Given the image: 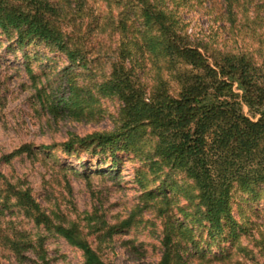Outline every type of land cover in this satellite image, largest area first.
I'll return each instance as SVG.
<instances>
[{
	"label": "rangeland",
	"instance_id": "obj_1",
	"mask_svg": "<svg viewBox=\"0 0 264 264\" xmlns=\"http://www.w3.org/2000/svg\"><path fill=\"white\" fill-rule=\"evenodd\" d=\"M51 1L65 2L72 8L75 5V0ZM128 2L85 0L86 6L75 18L67 16L61 22V28L68 26L70 48H79L82 39L79 57H86L87 69H80L78 63L73 64L43 41L28 38L19 43L13 31L0 29V264H83L80 251L35 222L24 199L26 194L50 219L74 222L106 263L158 264L164 230L169 229L182 242L177 254L184 262L177 264H264V185L250 189L234 186L229 217L222 221L221 229L215 233L205 223H189L195 228L190 240L179 225L186 218L200 217L196 194L192 195L193 182L150 159L154 147L151 136L141 134L130 141L121 137L109 146H99L87 138L113 130L118 117L120 102L97 99L95 86L109 74L118 45L131 42V35L138 34L131 19L135 11ZM166 2L177 9L194 39L232 48L249 46L248 40L240 37L234 43L228 24L221 18L222 0H203L202 5L195 0ZM118 3L131 16L127 18L131 22L127 37H121L108 23ZM243 4L264 6V0L240 2ZM257 15L250 17L255 19ZM259 16L264 18V13ZM240 21L244 24L243 19ZM136 53L134 63L138 60L145 66L143 71L142 66L136 69L137 73L148 70L141 82L149 89L158 74H167L166 66L162 57L143 60ZM64 68L71 69L75 76L67 74L61 83L55 75ZM66 80L76 89L94 88L93 112L78 120L49 121L42 102L60 85L65 90ZM170 86L176 95L177 85L172 82ZM242 112L254 121L258 119L246 107ZM66 143L71 146L64 148ZM147 193H151L148 198ZM137 208L141 210L135 215L140 223L125 229L117 226ZM101 215L109 226L98 231L102 225H96V220ZM109 227L111 236L99 238ZM8 238L17 243L18 251H10L12 241Z\"/></svg>",
	"mask_w": 264,
	"mask_h": 264
},
{
	"label": "trees",
	"instance_id": "obj_2",
	"mask_svg": "<svg viewBox=\"0 0 264 264\" xmlns=\"http://www.w3.org/2000/svg\"><path fill=\"white\" fill-rule=\"evenodd\" d=\"M128 1L126 4L135 11L132 18L118 3L108 23L121 37H127L131 23L127 18H131L138 34L131 35V42L122 41L118 45L117 61L113 60L109 74L95 86L97 99L113 98L120 102L118 117L113 130L87 138L99 146H109L121 137L130 141L141 134L151 136L154 147L150 159L172 172L185 174L193 182L192 195L196 194L200 217L186 218L179 225L182 234L191 240L194 225L202 223L217 233L222 221L229 217L232 188L264 185V18L259 16L264 13V6L240 5L247 0H222L221 18L228 24L234 43H238L237 37L249 43V46L232 48L215 41L194 39L177 9L165 0ZM195 3L202 5L203 0ZM85 6V0H75L74 8L51 0H0V29L13 31L19 43L28 38L43 41L73 64L78 63L80 69H87L86 57H79L82 39L79 48H70L72 38L68 26L60 27L64 18H75ZM254 13L258 15L252 19L250 15ZM256 19L260 25L254 23ZM135 51L143 60L162 57L166 66L167 74H158L149 89L141 82L148 70L141 72L145 66L138 64V60L134 63ZM141 66L142 70L137 73L136 69ZM67 74L75 76L69 68L58 71L55 76L62 83ZM172 82L178 87L176 95L170 91ZM63 84L67 85L65 90L60 85L42 102L47 119L56 122L91 115L94 88L76 89L70 80ZM243 107L258 119L246 117ZM70 146L71 143H66L64 148ZM149 196L151 193L146 194ZM24 199L34 213L35 222L53 230L80 251L83 264H110L101 260L74 222L54 221L28 194ZM139 208L117 226L125 229L140 223L135 216L141 211ZM96 221V225H102L98 231L109 226L102 215ZM109 228L99 238L111 236L112 227ZM7 241H12L11 252L19 250L12 238ZM179 247H182L180 238L173 230L165 229L158 264L182 262L183 256L177 254ZM261 251L264 255V248Z\"/></svg>",
	"mask_w": 264,
	"mask_h": 264
}]
</instances>
